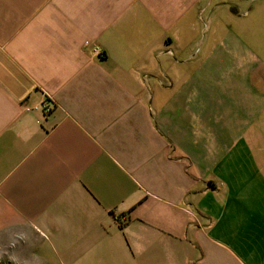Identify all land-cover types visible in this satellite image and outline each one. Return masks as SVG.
<instances>
[{"label": "crops", "instance_id": "0c3cea01", "mask_svg": "<svg viewBox=\"0 0 264 264\" xmlns=\"http://www.w3.org/2000/svg\"><path fill=\"white\" fill-rule=\"evenodd\" d=\"M258 1L0 0V257L264 264Z\"/></svg>", "mask_w": 264, "mask_h": 264}, {"label": "rangeland", "instance_id": "374dc122", "mask_svg": "<svg viewBox=\"0 0 264 264\" xmlns=\"http://www.w3.org/2000/svg\"><path fill=\"white\" fill-rule=\"evenodd\" d=\"M259 4H256L254 6H261V16L255 20V16L257 12L250 13L248 6L241 4H234V3H228L225 2L224 5H222L224 10V16H225V40L226 44H236L241 45L242 47H248L249 49L253 50V52L259 56L263 55V53L260 51V47L264 46V0L258 1ZM257 2V3H258ZM241 8V18H240V30L235 31L233 33L232 27H231V19L233 14L238 13V9ZM247 8V9H246ZM247 12V13H245ZM246 14V15H244ZM250 29L253 31L250 32ZM9 245H6V249ZM5 249V250H6ZM8 254L4 253L1 254L0 257V264H8Z\"/></svg>", "mask_w": 264, "mask_h": 264}, {"label": "built area", "instance_id": "2783aa9c", "mask_svg": "<svg viewBox=\"0 0 264 264\" xmlns=\"http://www.w3.org/2000/svg\"><path fill=\"white\" fill-rule=\"evenodd\" d=\"M55 108L54 102L49 97H44V100L39 106L26 105L24 101L20 103V109L24 112H30L32 110H39L43 117L50 115L52 110Z\"/></svg>", "mask_w": 264, "mask_h": 264}]
</instances>
